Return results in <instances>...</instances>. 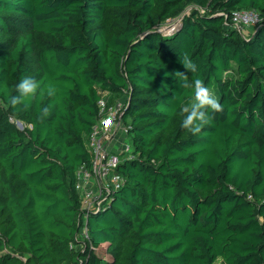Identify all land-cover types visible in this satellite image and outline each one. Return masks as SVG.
<instances>
[{
  "label": "trees",
  "instance_id": "1",
  "mask_svg": "<svg viewBox=\"0 0 264 264\" xmlns=\"http://www.w3.org/2000/svg\"><path fill=\"white\" fill-rule=\"evenodd\" d=\"M238 11L260 17L250 37ZM177 72L221 104L199 133ZM26 75L41 91L12 106ZM104 94L124 98L132 150L87 213L77 174ZM218 263L264 264V0H0V264Z\"/></svg>",
  "mask_w": 264,
  "mask_h": 264
},
{
  "label": "built area",
  "instance_id": "2",
  "mask_svg": "<svg viewBox=\"0 0 264 264\" xmlns=\"http://www.w3.org/2000/svg\"><path fill=\"white\" fill-rule=\"evenodd\" d=\"M260 17L256 12L238 11L233 13L231 26L245 35L247 28L256 27L260 23ZM254 27V29H255ZM123 104L116 103L111 107H107V100L102 99L100 102L101 119L94 126L88 137V148L93 154L92 172H88L83 166L78 172L77 191L83 201V209L90 212L99 209L114 191L121 189L124 184L123 178L117 173V168L122 163V157L119 154H128L131 148L125 142L120 144L121 151L113 152L112 148H118L115 145V137L113 134L114 125H121V111ZM116 123V124H115ZM125 129V127H124ZM125 133L127 130L125 129ZM80 175L84 180H92L93 177H107L104 191H101L100 197L92 195L91 191L85 189L80 183ZM87 215V214H86ZM85 233V232H84ZM85 235V234H84Z\"/></svg>",
  "mask_w": 264,
  "mask_h": 264
},
{
  "label": "clouds",
  "instance_id": "3",
  "mask_svg": "<svg viewBox=\"0 0 264 264\" xmlns=\"http://www.w3.org/2000/svg\"><path fill=\"white\" fill-rule=\"evenodd\" d=\"M180 61L184 68L187 69V72L188 70L197 71V64L188 55L183 56ZM175 75L181 78L180 82L183 87L193 89L194 97L190 104H186L182 108V112L185 115L181 126L193 134L199 133L202 126L207 123L211 112L221 110V104L216 95L201 79H195L189 83L187 74L177 72ZM15 87L17 94L10 98V104L12 106L23 105L27 107L24 101L27 99L35 100L41 91L42 85L34 76L26 75L19 80ZM51 94L52 92L49 90V95ZM49 113L50 107L44 106L41 109L39 118L44 119Z\"/></svg>",
  "mask_w": 264,
  "mask_h": 264
},
{
  "label": "rangeland",
  "instance_id": "4",
  "mask_svg": "<svg viewBox=\"0 0 264 264\" xmlns=\"http://www.w3.org/2000/svg\"><path fill=\"white\" fill-rule=\"evenodd\" d=\"M194 9H195V7L193 5H187V7H185L178 14L177 17H175L173 19H170V20H167L164 24H162L159 28H157L156 31L161 32V33H166V32L171 33L174 29H176L179 26L182 18L185 15L190 14ZM200 12L201 13H204L205 10L204 9H201ZM254 27H250V28H247L246 29V31L244 32L245 33V37H250L254 33V31H255ZM225 75H227V76L230 75L231 76L233 74H232V72H229V73H227ZM115 102L116 103L123 104L124 103V98L117 99ZM113 134H114V137L117 135V140H116L117 143L122 144V143L125 142L131 148L132 142H131V139H129L127 137V133H125V129H124V125L123 124H121V125H118V124L114 125ZM121 149L122 148H120V150ZM131 150H132V148H131ZM77 177H78V174H77ZM106 181H107V177L105 178L104 176H102V177L101 176L93 177V179L90 182V184H88V185H90L89 190L91 191L92 195H94L95 197H98L99 198L100 195H101V191H104V188H105V185H106ZM101 249L104 250L106 248L104 247V248H101ZM218 264H221V263H218Z\"/></svg>",
  "mask_w": 264,
  "mask_h": 264
},
{
  "label": "crops",
  "instance_id": "5",
  "mask_svg": "<svg viewBox=\"0 0 264 264\" xmlns=\"http://www.w3.org/2000/svg\"><path fill=\"white\" fill-rule=\"evenodd\" d=\"M104 96H105V99H106V100H107V98L110 97V95H108V94H104ZM116 140H117V135L115 136V145H116L118 148H114V147H113V149H112L113 152L121 151V150H120V148H121V147H120V144L117 143ZM79 172H80V171H79ZM80 174H81V172H80ZM79 181H80V183L82 184V186H83L84 188H86V189L89 190L90 185H88V184H90V182H91L92 180L89 179V180L86 181V180L83 179L82 175H80V180H79ZM87 185H88V186H87Z\"/></svg>",
  "mask_w": 264,
  "mask_h": 264
},
{
  "label": "water",
  "instance_id": "6",
  "mask_svg": "<svg viewBox=\"0 0 264 264\" xmlns=\"http://www.w3.org/2000/svg\"><path fill=\"white\" fill-rule=\"evenodd\" d=\"M17 125H18V127H19L20 129L23 128V125H22L20 122H18Z\"/></svg>",
  "mask_w": 264,
  "mask_h": 264
}]
</instances>
